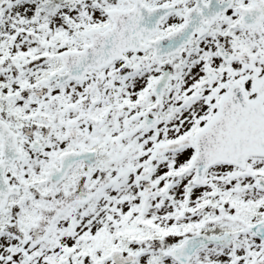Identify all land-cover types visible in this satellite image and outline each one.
Returning a JSON list of instances; mask_svg holds the SVG:
<instances>
[{
	"label": "snow or ice",
	"instance_id": "snow-or-ice-1",
	"mask_svg": "<svg viewBox=\"0 0 264 264\" xmlns=\"http://www.w3.org/2000/svg\"><path fill=\"white\" fill-rule=\"evenodd\" d=\"M0 264H264V0H0Z\"/></svg>",
	"mask_w": 264,
	"mask_h": 264
}]
</instances>
